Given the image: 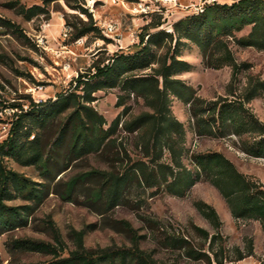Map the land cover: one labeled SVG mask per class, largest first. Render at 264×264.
Wrapping results in <instances>:
<instances>
[{"label":"rangeland","instance_id":"obj_1","mask_svg":"<svg viewBox=\"0 0 264 264\" xmlns=\"http://www.w3.org/2000/svg\"><path fill=\"white\" fill-rule=\"evenodd\" d=\"M10 1L16 0H0V141L8 135L10 127L6 123L20 111L10 105L27 109L32 102H42L41 109L46 110L53 101L71 93L83 97L82 104L103 116L104 129L117 118L120 120L100 150L77 155L71 149L72 124L56 140L60 125L76 107L71 98L46 127L34 129L40 135L46 166L41 161L24 165L12 158L5 159L8 168L33 183L41 198L26 199L11 188L13 195L6 204L21 207L27 221L23 225L0 227V264H48L70 256L81 248L79 245L85 250L137 245L157 264H264L261 222L235 218L225 197L205 174L186 187L184 193L175 194L167 183L150 185L134 167L138 162L152 167L157 163L151 161L146 148L152 122H144L142 128L132 131L125 128V123L153 112L143 97L117 85L95 91V100L86 103V90L77 87V80L88 78L97 66L111 64L116 55L135 53L142 34L158 30L171 33L176 21L200 12L205 4L234 0H17L26 7L45 8L44 13L31 19L20 14L17 6L10 7ZM89 23L97 29L76 37L77 31ZM109 24L115 26L113 31L108 30ZM157 24L159 27H153ZM250 29L247 26L236 34L246 35ZM229 40L237 62L250 64L239 75L237 86L232 87L239 95L250 80L264 81V50L239 45L231 37ZM153 50L160 55L166 47ZM179 58L186 60L191 69L175 77L191 85L197 96L205 100L227 96L232 78L230 66L207 67L199 47L192 42L186 43ZM151 72L147 68L133 74ZM247 105L264 122V86ZM170 106L185 129L184 136L174 134L170 141L175 142L178 150L182 149V162L193 177L198 174L194 155L220 151L240 171L264 184V157L244 152L240 136L201 134L199 130L207 125H198L191 103L174 97ZM84 119L90 122L85 114ZM160 162L174 166L167 147ZM123 175L113 197L112 180ZM200 202L217 211L218 224L200 210ZM201 229L208 232V237ZM17 239L50 243L57 253L18 248L14 244Z\"/></svg>","mask_w":264,"mask_h":264},{"label":"trees","instance_id":"obj_2","mask_svg":"<svg viewBox=\"0 0 264 264\" xmlns=\"http://www.w3.org/2000/svg\"><path fill=\"white\" fill-rule=\"evenodd\" d=\"M9 5L17 6L19 13L27 19L45 12V8L41 5L26 7L17 0L10 1ZM8 23L15 30H19L15 24ZM247 26L251 27L249 33L238 37L236 33ZM153 27H159V24ZM172 27L171 33L158 30L146 35L142 34L139 48L135 53L116 55L111 64L97 66L88 78L83 76L77 80V87H83L86 90L84 99L87 103L95 100L93 96L95 91L120 85L125 91L143 97L153 108V112L141 114L131 122L125 123V128L132 131L142 128L144 122H152L151 138L147 140L146 148L148 156H152L151 161L157 162L156 166L152 167L146 162H138L134 166L150 185L155 186L164 182L167 183L171 192L182 194L186 187L195 183L201 174H205L225 197L235 218L258 219L264 228V184L262 182L253 180L240 171L236 164L220 151L194 155L193 161L197 166L198 174L197 177H193L182 162V149L178 150L175 142L171 144L170 141L174 134L182 137L185 133L183 123L171 111V100L176 97L185 103H191L192 114L198 125L206 123L207 128L199 130L201 134L238 135L242 139L240 148L244 152L254 157H264V122H261L247 105L264 86V81L250 80L245 90L239 95L232 90L234 85L237 86L241 72L248 70L250 64L237 62L229 40L231 37L239 45L264 50V0L207 3L203 10L179 19ZM96 29L93 23H89L77 31L76 37L84 36ZM146 36H148L147 39ZM187 42H192L199 47L203 63L207 67L220 69L230 66L232 68L227 96L205 100L196 95V90L191 85L175 77L177 73L191 69V65L186 60L179 58ZM161 46L166 47V51L159 55L153 47ZM147 68H151L152 72L142 75L133 74L135 70ZM127 73L132 74L124 76ZM71 98L76 107L60 125L56 140L60 138L68 125L72 124L71 149L77 155L100 150L117 129L119 118L104 129L106 122L103 116L99 115L94 108L82 104L83 97L75 93L58 98L46 110L41 109L42 102H32L27 109L17 104L10 105L20 111L13 114V118L9 121L8 135L0 141V227L23 225L27 221L21 207L6 204L13 195L12 187L26 199L41 198L33 183L8 168L5 159L12 158L24 165L41 161L46 166L47 158L43 157L40 135L36 134L34 129L46 127L56 112L63 111L67 107ZM84 114L90 122H86ZM0 122H2L1 118ZM31 136L33 138L30 140ZM164 147L169 149L174 166L160 162ZM151 149H153L152 153ZM123 179L124 175L115 176L112 180L115 186L113 197L118 192L117 189ZM198 207L206 217L218 224L219 215L212 206L200 202ZM201 231L208 237L206 230L201 229ZM214 239L215 236H213ZM14 244L21 249L57 253L53 245L43 241L17 239ZM79 246L81 248L72 252L70 256L53 260L48 264H157L150 254L137 245L129 248L98 250H85L81 245ZM190 251L194 253L193 250Z\"/></svg>","mask_w":264,"mask_h":264},{"label":"built area","instance_id":"obj_3","mask_svg":"<svg viewBox=\"0 0 264 264\" xmlns=\"http://www.w3.org/2000/svg\"><path fill=\"white\" fill-rule=\"evenodd\" d=\"M114 29H115V26H114L113 24H109V25H108V30H109V31H113ZM6 124L10 127V125H9L10 123L7 122ZM8 132H9V130H8ZM7 134H8V133H7Z\"/></svg>","mask_w":264,"mask_h":264}]
</instances>
